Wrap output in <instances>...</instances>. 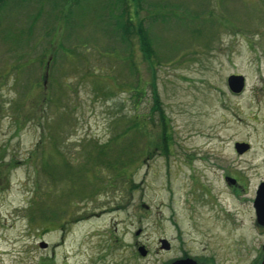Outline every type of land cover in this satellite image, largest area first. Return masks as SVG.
<instances>
[{"label":"rangeland","instance_id":"1","mask_svg":"<svg viewBox=\"0 0 264 264\" xmlns=\"http://www.w3.org/2000/svg\"><path fill=\"white\" fill-rule=\"evenodd\" d=\"M121 3L0 10V264H160L177 254L160 238L185 248L196 231L264 242L249 202L264 180V0H140L139 14L129 0L151 59L114 35Z\"/></svg>","mask_w":264,"mask_h":264},{"label":"flooded vegetation","instance_id":"2","mask_svg":"<svg viewBox=\"0 0 264 264\" xmlns=\"http://www.w3.org/2000/svg\"><path fill=\"white\" fill-rule=\"evenodd\" d=\"M236 151V150H235ZM250 151L249 149L240 154L242 157ZM223 181L226 187L242 193L246 190L245 182L242 178L235 177L224 173ZM264 186V180L260 181L256 187L254 196L250 199L251 212L255 227L256 237H260L264 233V197L259 198V191ZM199 237H194V241L188 247H181V242L168 240V248L162 247L160 244L159 252L168 254L177 251L172 257L163 258L160 264H264V242L258 241L255 243L239 242L229 246L224 240L212 242L211 237L205 233L196 231ZM166 239L165 237L160 238ZM209 239V240H208ZM210 241V242H209Z\"/></svg>","mask_w":264,"mask_h":264},{"label":"trees","instance_id":"3","mask_svg":"<svg viewBox=\"0 0 264 264\" xmlns=\"http://www.w3.org/2000/svg\"><path fill=\"white\" fill-rule=\"evenodd\" d=\"M9 0H0V10L2 9V7L6 4L8 5ZM25 2L26 0H20V3ZM30 3L31 2H41L43 3V5H45V2L47 1H51V2H55V4H53V7H61L59 5L60 0H28ZM133 2H136V9H135V14L136 11L139 14V8L141 7L140 5V0H132ZM157 5V4H156ZM156 5H151V8H155ZM115 7H117V5H115ZM121 8V12L119 14V16H112L111 20H113L115 22L114 26H112V30L114 31V35L119 34L118 32L121 33V42H126L129 40V37H133V34L137 35L138 37V43L140 45V48L142 50V52L151 59V57L155 56V51L153 48V45L151 43V38L149 36L148 30L146 29V27L144 26L143 22H140L137 25V28L134 27V18L131 17V5L129 3V0H124V3L120 5ZM150 9V8H149ZM146 10V9H145ZM156 16H154L155 18ZM157 18V17H156ZM116 32V33H115ZM140 90V89H139ZM134 128H138L139 127V122L136 121L134 123ZM167 145H169V141L165 143V146L167 147ZM67 166V163H66ZM33 219V218H32Z\"/></svg>","mask_w":264,"mask_h":264},{"label":"water","instance_id":"4","mask_svg":"<svg viewBox=\"0 0 264 264\" xmlns=\"http://www.w3.org/2000/svg\"><path fill=\"white\" fill-rule=\"evenodd\" d=\"M227 84L228 87L230 89L231 92L235 93V94H240L243 92L245 86H246V81H245V77L243 75H231L228 77L227 79ZM235 149L237 151V153H244L249 149V145L247 143H236L235 144ZM259 198L264 197V186L261 187L259 193ZM262 220H264V217H261ZM141 230L136 232V235H140ZM160 243L162 245V247H166L168 248V240L167 239H161ZM41 247L45 248L47 247L46 243H42ZM138 252L140 253L141 256L145 257L148 254V249L145 246H140L138 248ZM184 264H188V262H184Z\"/></svg>","mask_w":264,"mask_h":264}]
</instances>
